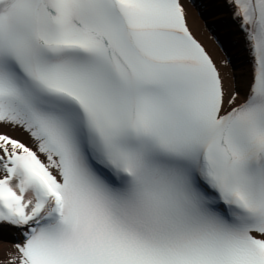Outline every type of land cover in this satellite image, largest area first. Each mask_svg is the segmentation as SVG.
<instances>
[{
  "label": "snow or ice",
  "instance_id": "1",
  "mask_svg": "<svg viewBox=\"0 0 264 264\" xmlns=\"http://www.w3.org/2000/svg\"><path fill=\"white\" fill-rule=\"evenodd\" d=\"M226 2L244 89L191 0H0V264H264V0Z\"/></svg>",
  "mask_w": 264,
  "mask_h": 264
},
{
  "label": "bare ground",
  "instance_id": "2",
  "mask_svg": "<svg viewBox=\"0 0 264 264\" xmlns=\"http://www.w3.org/2000/svg\"><path fill=\"white\" fill-rule=\"evenodd\" d=\"M188 11V23L190 29L204 44L205 48L210 52V54L213 56L214 60L218 63V65L221 66L222 75L227 78L233 88H246L250 78L248 74V67L242 66L240 64L231 63L230 60H228V57L225 55L227 53L225 52L224 48L219 44L214 31V27L211 26V19L207 14H205L204 11L196 8L192 1L189 5ZM216 17L219 18V16ZM216 20L218 21V25H222V20ZM228 24V27L231 28L232 25L230 23ZM245 50L248 51V48L246 47ZM221 62L223 63L221 64ZM13 134L19 136L22 139H28L27 134L23 133L22 131L17 130ZM14 243L15 242L9 240V238H5L0 235V251L10 248Z\"/></svg>",
  "mask_w": 264,
  "mask_h": 264
}]
</instances>
